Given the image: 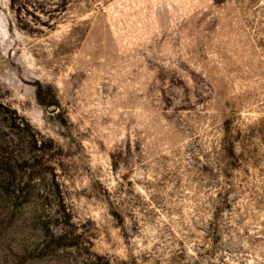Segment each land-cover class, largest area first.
I'll use <instances>...</instances> for the list:
<instances>
[{
  "label": "rangeland",
  "instance_id": "374dc122",
  "mask_svg": "<svg viewBox=\"0 0 264 264\" xmlns=\"http://www.w3.org/2000/svg\"><path fill=\"white\" fill-rule=\"evenodd\" d=\"M0 264H264V0H0Z\"/></svg>",
  "mask_w": 264,
  "mask_h": 264
}]
</instances>
